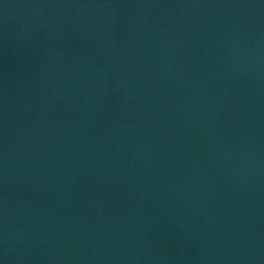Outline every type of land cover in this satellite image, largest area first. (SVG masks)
<instances>
[{"label":"water","instance_id":"95a60500","mask_svg":"<svg viewBox=\"0 0 264 264\" xmlns=\"http://www.w3.org/2000/svg\"><path fill=\"white\" fill-rule=\"evenodd\" d=\"M0 264H264V0H0Z\"/></svg>","mask_w":264,"mask_h":264}]
</instances>
